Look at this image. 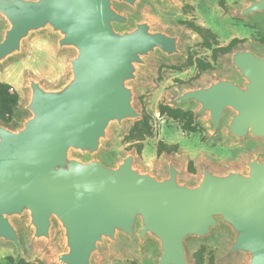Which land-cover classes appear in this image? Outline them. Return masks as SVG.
Here are the masks:
<instances>
[{
  "label": "water",
  "instance_id": "1",
  "mask_svg": "<svg viewBox=\"0 0 264 264\" xmlns=\"http://www.w3.org/2000/svg\"><path fill=\"white\" fill-rule=\"evenodd\" d=\"M142 1L0 0V67L41 33L57 53H70L54 84L26 72V114L13 128L0 122V241L23 252V222L31 240L60 237L58 264H95L100 245L118 239L154 244L156 264H190L187 241L226 230L227 254L264 264V150L242 169L203 168L194 184L171 161L156 176L135 167L132 153L114 164L100 156L111 125L142 116L131 83L148 57L181 52L177 34L121 10L137 11ZM255 12H264V0L242 9ZM230 62L232 74L174 100L196 104L214 131L225 123L229 138L264 142V50L237 48Z\"/></svg>",
  "mask_w": 264,
  "mask_h": 264
},
{
  "label": "rangeland",
  "instance_id": "2",
  "mask_svg": "<svg viewBox=\"0 0 264 264\" xmlns=\"http://www.w3.org/2000/svg\"><path fill=\"white\" fill-rule=\"evenodd\" d=\"M250 0H168L154 2L143 0L137 11L123 4L121 10L132 14L133 19H146L154 27L178 35L180 53L166 57L160 53L148 57L147 66L140 68L139 78L131 83L133 105L141 112L150 115L152 135L142 141H127L125 136L136 119L124 120L121 127L113 124L106 134V140L100 156L106 162L114 164L124 154L132 153L134 166L141 171H148L156 176L166 173V164L171 161L181 169V178L191 184L197 182L203 168L215 171L245 167L246 158L256 151L264 150V142L252 137L233 139L226 136L225 123L218 130H212L208 116L197 113L194 103L179 104L174 98L182 91L206 85L216 76L233 73L230 62L231 53L220 55L210 70L197 73L194 65L185 63L187 55L211 61V50L201 44L202 38L191 30L185 21L210 29L220 45L227 44L233 37L243 39L238 48L264 50V12L241 15L240 10ZM5 26L0 15V34ZM68 51L57 53L52 38L41 33L25 41L24 52L0 67V81L8 82L19 94L18 108L20 118L26 114L21 108L27 97L25 73L41 79L46 85L54 84L64 78L67 71ZM160 102L190 109L195 114L198 130L186 132L180 124L159 115L157 106ZM16 118V125L19 124ZM138 119V118H137ZM9 126L11 128L15 127ZM172 147L157 153L158 142ZM140 145V149L138 147ZM192 162L194 171L188 170ZM24 251L16 254L14 247L0 241V264H58L54 254L61 248V239L55 233L50 242L31 240L20 222ZM230 235L226 230H216L205 238L191 239L186 242L190 264H194L192 254L204 248L203 264H209V257L214 264H246V254H227ZM158 248L148 243L143 247L138 244L118 239L116 244H101L94 255L95 264H156Z\"/></svg>",
  "mask_w": 264,
  "mask_h": 264
},
{
  "label": "trees",
  "instance_id": "3",
  "mask_svg": "<svg viewBox=\"0 0 264 264\" xmlns=\"http://www.w3.org/2000/svg\"><path fill=\"white\" fill-rule=\"evenodd\" d=\"M242 9L240 10V14L245 15L242 13ZM184 23H186L191 30L196 32L202 38L201 44L211 50V61L193 56L192 54H188L184 64L177 65L174 67L177 70H180L183 66L191 65H194L197 68V73L210 70L214 67V62L220 55L232 53L233 50L238 48V44L243 41V39L241 38L233 37L227 44L220 45L217 41L215 33H213L210 29L197 25L192 21H185ZM18 103L19 94L15 90V88L11 86L8 82L0 81L1 123H4L9 126L16 125V118L19 119L21 116V111L18 108ZM157 111L159 115L177 121L183 131L196 132L198 130L197 123L195 122L196 116L194 112L190 109H186L180 106H173L169 103L160 102L157 106ZM150 119V115L143 111V115L140 118L136 119L133 125L130 127L128 134L125 136V139L127 141H142L145 137L151 136L152 127L150 124ZM138 147L140 149V145H138ZM175 147L176 146L167 147L161 141H159L157 153L160 154L163 148H165L167 152H171L172 148ZM188 170L191 172L194 171V167L191 161L188 163ZM203 251L204 248L202 247L192 254L194 264H203ZM132 264L139 263L133 261ZM209 264H214L211 257H209Z\"/></svg>",
  "mask_w": 264,
  "mask_h": 264
},
{
  "label": "crops",
  "instance_id": "4",
  "mask_svg": "<svg viewBox=\"0 0 264 264\" xmlns=\"http://www.w3.org/2000/svg\"><path fill=\"white\" fill-rule=\"evenodd\" d=\"M5 82V81H4Z\"/></svg>",
  "mask_w": 264,
  "mask_h": 264
}]
</instances>
